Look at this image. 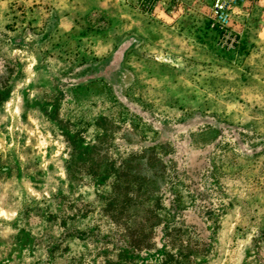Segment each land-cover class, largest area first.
Returning a JSON list of instances; mask_svg holds the SVG:
<instances>
[{"label": "rangeland", "instance_id": "374dc122", "mask_svg": "<svg viewBox=\"0 0 264 264\" xmlns=\"http://www.w3.org/2000/svg\"><path fill=\"white\" fill-rule=\"evenodd\" d=\"M0 0V264H264V0Z\"/></svg>", "mask_w": 264, "mask_h": 264}, {"label": "built area", "instance_id": "2783aa9c", "mask_svg": "<svg viewBox=\"0 0 264 264\" xmlns=\"http://www.w3.org/2000/svg\"><path fill=\"white\" fill-rule=\"evenodd\" d=\"M240 0H214V9L215 12L218 13L217 17L222 18L225 16V11L228 9V6L233 3L236 4Z\"/></svg>", "mask_w": 264, "mask_h": 264}]
</instances>
